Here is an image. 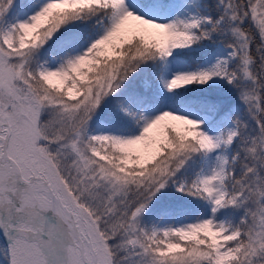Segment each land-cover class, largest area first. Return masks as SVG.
<instances>
[{"label": "snow or ice", "instance_id": "obj_1", "mask_svg": "<svg viewBox=\"0 0 264 264\" xmlns=\"http://www.w3.org/2000/svg\"><path fill=\"white\" fill-rule=\"evenodd\" d=\"M0 264H264V0H0Z\"/></svg>", "mask_w": 264, "mask_h": 264}]
</instances>
